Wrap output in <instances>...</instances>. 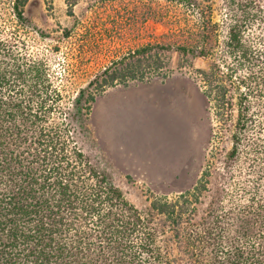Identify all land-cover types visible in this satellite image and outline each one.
I'll use <instances>...</instances> for the list:
<instances>
[{"label":"trees","instance_id":"trees-1","mask_svg":"<svg viewBox=\"0 0 264 264\" xmlns=\"http://www.w3.org/2000/svg\"><path fill=\"white\" fill-rule=\"evenodd\" d=\"M65 1L72 16L85 0ZM164 1L196 18L175 51L179 68L206 61L194 71L212 127L195 185L138 209L86 149L88 123L106 89L165 79L172 47L130 50L68 95L30 45L46 34L29 0H0V264H264V0H220L216 18L215 0Z\"/></svg>","mask_w":264,"mask_h":264},{"label":"rangeland","instance_id":"rangeland-1","mask_svg":"<svg viewBox=\"0 0 264 264\" xmlns=\"http://www.w3.org/2000/svg\"><path fill=\"white\" fill-rule=\"evenodd\" d=\"M214 2L216 18L221 5L220 0ZM67 9L65 0H29L24 14L46 34L40 38L31 31L30 45L46 53L68 95L130 50L150 42L172 47L171 73L165 79L109 88L96 97L88 123L91 145L86 149L104 155L116 186L138 209L147 207L151 197L190 190L203 170L212 127L194 71L206 61L197 58L191 60L192 67L179 68L175 51L178 45L192 43L187 39L197 30L193 13L164 0H85L73 7L72 16ZM65 31L68 38L63 37ZM197 137L193 155L189 150ZM177 143L184 147V166L170 170L176 152L171 146Z\"/></svg>","mask_w":264,"mask_h":264},{"label":"crops","instance_id":"crops-1","mask_svg":"<svg viewBox=\"0 0 264 264\" xmlns=\"http://www.w3.org/2000/svg\"><path fill=\"white\" fill-rule=\"evenodd\" d=\"M117 108H118V106H116V109ZM197 142H198V137L191 144L192 147H190V150H189L190 153H193V145H195ZM171 149L175 150L176 152H174L172 154V156H171L172 158L170 159V162L168 163V167L170 168V170L172 168H173V170H179L180 167H182V164L184 166V161H183L182 156H181L182 152H184V147L177 143L175 145H172ZM193 155H194V153H193ZM193 155L191 154V158L193 157Z\"/></svg>","mask_w":264,"mask_h":264}]
</instances>
